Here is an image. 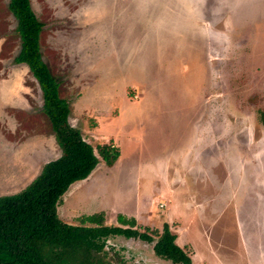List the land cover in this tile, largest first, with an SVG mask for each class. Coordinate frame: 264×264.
Returning <instances> with one entry per match:
<instances>
[{"label": "rangeland", "instance_id": "1", "mask_svg": "<svg viewBox=\"0 0 264 264\" xmlns=\"http://www.w3.org/2000/svg\"><path fill=\"white\" fill-rule=\"evenodd\" d=\"M8 1L0 0V92L25 93L29 107L0 110V196L37 176L24 175L19 153L44 151L34 172L61 155L37 81L14 62ZM30 3L69 125L96 155L109 141L119 150L111 166L99 160L67 187L58 219L79 225L103 213L111 226L122 215L141 232L165 226L192 264H264V0ZM110 242L125 264H162L144 241Z\"/></svg>", "mask_w": 264, "mask_h": 264}, {"label": "trees", "instance_id": "2", "mask_svg": "<svg viewBox=\"0 0 264 264\" xmlns=\"http://www.w3.org/2000/svg\"><path fill=\"white\" fill-rule=\"evenodd\" d=\"M7 8L16 20L19 51L15 63L27 66L42 93V112L48 118L61 155L46 162L26 187L0 196V264H125L116 257L114 236L138 239L152 245V252L174 264H192L175 244V236L157 229L139 231L135 219L118 215L119 225H105L103 213L80 218L79 225L58 219L56 205L67 187L85 179L99 160L111 166L119 156L112 144L94 147L68 123V102L58 94L59 79L42 59L39 35L44 24L29 0H9ZM264 125V110L259 112ZM91 224V225H87ZM115 260V261H114Z\"/></svg>", "mask_w": 264, "mask_h": 264}, {"label": "crops", "instance_id": "3", "mask_svg": "<svg viewBox=\"0 0 264 264\" xmlns=\"http://www.w3.org/2000/svg\"><path fill=\"white\" fill-rule=\"evenodd\" d=\"M30 2V0H29ZM31 4V3H30ZM32 8V7H31ZM33 10V9H32ZM9 11V10H8ZM35 13V12H34ZM36 15V14H35ZM38 18V17H37ZM41 33V32H40ZM39 40H40V35H39ZM40 43V41H39ZM30 72V71H29ZM32 75V74H31ZM39 86V85H38ZM16 89H10V91H2L0 92V110L1 111H7V109H22V108H27L29 107V103H27V99L25 96V93H20L15 91ZM43 101L42 99V93H41V102ZM26 103V104H25ZM41 109H42V105H41ZM29 147L34 148H38L37 144H31ZM42 147V146H41ZM7 149V147H6ZM22 154V153H21ZM20 153L17 155L18 157H16L15 159H17L18 163L23 164L25 166L28 167V170L24 173V175H38L43 167V165L50 161L47 160L44 163H42L39 168L34 172V168H35V164H37V162H35L39 157H43L44 156V151L42 150V152L40 150H36L34 149V151H29L27 152V155H21ZM40 164V163H39ZM22 165V166H23ZM34 167V168H33ZM12 173V172H11ZM135 219V218H134ZM136 220V219H135ZM153 253V252H152ZM154 254V253H153ZM155 257V256H154ZM169 261V260H167ZM170 262V261H169ZM172 263V262H171ZM174 264V263H172Z\"/></svg>", "mask_w": 264, "mask_h": 264}, {"label": "flooded vegetation", "instance_id": "4", "mask_svg": "<svg viewBox=\"0 0 264 264\" xmlns=\"http://www.w3.org/2000/svg\"><path fill=\"white\" fill-rule=\"evenodd\" d=\"M107 242H109V243H111L110 241H107ZM111 245L113 246V247H117L115 244H113V243H111ZM114 250H116L115 248H114ZM116 253H117V251H115ZM111 254H112V252H111ZM117 255H119V253H117ZM156 258H158V259H160V260H162V264H163V261H167L166 259H163V258H160V257H158V256H156L155 254H153ZM118 259H121L122 261H124L123 259H124V256H120L119 255V258Z\"/></svg>", "mask_w": 264, "mask_h": 264}]
</instances>
